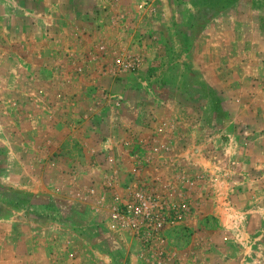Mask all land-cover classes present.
Segmentation results:
<instances>
[{"label":"rangeland","instance_id":"obj_1","mask_svg":"<svg viewBox=\"0 0 264 264\" xmlns=\"http://www.w3.org/2000/svg\"><path fill=\"white\" fill-rule=\"evenodd\" d=\"M89 16L133 24L139 30L137 42L150 45L147 52L130 49L115 55L114 69L118 61L142 59L136 70H113L121 83L162 85L167 91L163 97L176 101L177 115H203L225 129H232L229 120L235 116L264 118V0H0V217L7 218L3 221L20 239L29 233L39 246L50 248L55 264L61 262V254L73 257L68 248H87L88 264L90 258L103 264L99 248H121L124 243L137 248L84 201L61 195V173L51 166L61 144V103L80 100L77 93H61V22L86 21ZM126 72L129 77L123 75ZM217 84L242 89L223 96L211 90ZM229 97L239 102L233 113L222 104ZM99 99H112L117 108L124 101L111 90ZM202 105L207 108L202 110ZM252 130L264 133V123L250 129L241 124L248 138ZM47 165L48 178L39 173ZM109 181L114 180L108 179L106 187L113 188ZM187 198L193 201L188 194ZM192 203L194 210L168 228L166 263L167 248H188V237L195 233L187 222L200 210V200ZM43 213L35 223L33 216ZM61 215L66 218L61 220ZM125 231L139 242L131 230ZM139 245L142 262L156 264L154 258L143 256ZM259 248H264V239Z\"/></svg>","mask_w":264,"mask_h":264},{"label":"crops","instance_id":"obj_2","mask_svg":"<svg viewBox=\"0 0 264 264\" xmlns=\"http://www.w3.org/2000/svg\"><path fill=\"white\" fill-rule=\"evenodd\" d=\"M87 20L61 22V93L68 97L77 93L80 100L61 103V144L51 166L61 173V195L84 201L137 247L127 248L121 236V248L97 250L104 255L103 264H144L139 242L113 213L111 197L127 196L148 178H157L172 197L184 192L192 202L200 200V210L187 222L195 232L188 237V248L170 245L166 264H264V248H259L264 239V133L252 130L248 138L241 131V124L250 129L264 123V118L235 116L229 120L232 129H225L203 115L196 119L177 115L176 101L163 97L161 93L167 91L162 85L125 84L114 75L116 54L149 50L150 45L134 38L138 28L111 18ZM236 89L241 91L242 86L211 88L223 96ZM106 90L123 96V104L117 108L112 99H99ZM222 104L233 113L239 102L229 97ZM45 168L39 172L43 176L50 173L48 165ZM183 177L195 186L189 190ZM111 178L115 185L108 188ZM44 216L34 215L33 220ZM65 218L61 215V220ZM4 219L0 217V264H55L50 248L39 246L29 233L20 239ZM195 244L204 247L190 248ZM68 252L73 257L61 254L59 264H88L87 248H68ZM91 259L89 264H94Z\"/></svg>","mask_w":264,"mask_h":264},{"label":"built area","instance_id":"obj_3","mask_svg":"<svg viewBox=\"0 0 264 264\" xmlns=\"http://www.w3.org/2000/svg\"><path fill=\"white\" fill-rule=\"evenodd\" d=\"M141 64V57L135 56L118 61L115 70H136ZM183 178L189 190L195 186L190 178ZM113 185L114 181H109L108 186ZM177 194L178 197L172 198L156 181L148 178L141 180L127 196H113L112 209L116 219L139 240L143 256L154 258L156 264H166L165 244L170 225L195 208L187 193Z\"/></svg>","mask_w":264,"mask_h":264},{"label":"trees","instance_id":"obj_4","mask_svg":"<svg viewBox=\"0 0 264 264\" xmlns=\"http://www.w3.org/2000/svg\"><path fill=\"white\" fill-rule=\"evenodd\" d=\"M12 206H14V205H12ZM14 207L17 208V209L19 210V206H18V205H15Z\"/></svg>","mask_w":264,"mask_h":264}]
</instances>
